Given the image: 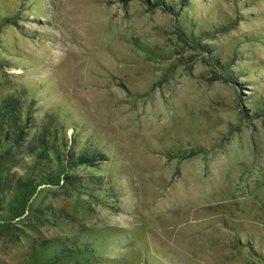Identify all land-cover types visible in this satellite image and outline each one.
<instances>
[{"label":"rangeland","instance_id":"obj_1","mask_svg":"<svg viewBox=\"0 0 264 264\" xmlns=\"http://www.w3.org/2000/svg\"><path fill=\"white\" fill-rule=\"evenodd\" d=\"M158 1L0 0V19L20 12L0 31V98L79 126L115 188L41 187L31 207L63 227L10 194L0 264H264V0ZM81 232L107 240L95 262L59 260Z\"/></svg>","mask_w":264,"mask_h":264},{"label":"trees","instance_id":"obj_2","mask_svg":"<svg viewBox=\"0 0 264 264\" xmlns=\"http://www.w3.org/2000/svg\"><path fill=\"white\" fill-rule=\"evenodd\" d=\"M158 2L167 5L166 0ZM186 8L190 11L189 7ZM19 16L18 11L2 17L0 31L8 25L17 27ZM191 16L194 25L202 21L193 12ZM1 66L0 61V69ZM39 107L35 97L16 89L0 98V206L16 192V202L26 199V206L31 208L28 212L34 213L38 219L58 227L69 226L71 222L66 215L32 208L34 196L40 193L41 187H49L68 190L92 201L113 199L115 188L101 169L109 158L96 142L88 137L79 138V126L69 128L56 111L47 110L41 115ZM70 129L74 130L71 135L68 134ZM79 170L92 173H77ZM89 234L81 232L69 237L71 239L67 241L73 243L71 247L61 245L56 249L59 260L62 257L69 261L79 259L80 253L86 252L85 261L95 262L99 253L95 244L103 237L94 232ZM98 236L100 239L96 240Z\"/></svg>","mask_w":264,"mask_h":264}]
</instances>
